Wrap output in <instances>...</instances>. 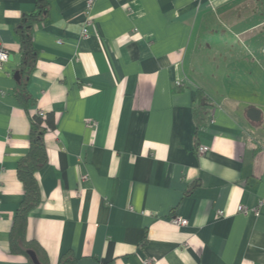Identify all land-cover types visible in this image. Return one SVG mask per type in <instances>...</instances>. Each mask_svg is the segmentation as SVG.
Instances as JSON below:
<instances>
[{
  "label": "crops",
  "instance_id": "crops-1",
  "mask_svg": "<svg viewBox=\"0 0 264 264\" xmlns=\"http://www.w3.org/2000/svg\"><path fill=\"white\" fill-rule=\"evenodd\" d=\"M0 1V264L33 263L10 232L39 111L42 264H264V0Z\"/></svg>",
  "mask_w": 264,
  "mask_h": 264
},
{
  "label": "trees",
  "instance_id": "trees-1",
  "mask_svg": "<svg viewBox=\"0 0 264 264\" xmlns=\"http://www.w3.org/2000/svg\"><path fill=\"white\" fill-rule=\"evenodd\" d=\"M40 4L42 9L47 8L48 3H45L44 0ZM34 19L36 18L26 17V21L21 22L16 28V32L20 37L23 55L22 65L18 71V81L20 83V90L22 91L25 85L24 80L28 79V75L34 68L37 58V52L32 39V21ZM200 112L201 109H198L196 113H198V117L203 121L202 112ZM44 121L47 123L46 126L43 125ZM53 126V119L49 114H47L45 119H43L40 113L32 116L30 149L18 163V176L23 184L24 197L14 216L10 232V247L12 253L24 254L30 261L31 259L27 253L28 249H34L42 261L40 248L34 241L27 238V222L29 212L42 201L36 171L47 163L48 152L44 137L48 128H52ZM60 264H74V257L66 253L62 257Z\"/></svg>",
  "mask_w": 264,
  "mask_h": 264
},
{
  "label": "built area",
  "instance_id": "built-area-1",
  "mask_svg": "<svg viewBox=\"0 0 264 264\" xmlns=\"http://www.w3.org/2000/svg\"><path fill=\"white\" fill-rule=\"evenodd\" d=\"M91 2V1H90ZM1 3V1H0ZM91 6V3L88 4V8ZM84 33L87 32V29L84 28ZM9 58V53L8 51L0 44V65H3V63L5 61H7ZM41 115H43V111H39ZM211 121L213 120V116L210 117ZM209 150L208 146L206 145H199L198 147V154L199 155H203L204 153H206ZM243 209V208H241ZM220 213H223L222 211ZM174 222L180 225H186L188 223V220L181 217V216H177L174 219ZM143 264H156V262L153 259H145L143 261Z\"/></svg>",
  "mask_w": 264,
  "mask_h": 264
},
{
  "label": "water",
  "instance_id": "water-1",
  "mask_svg": "<svg viewBox=\"0 0 264 264\" xmlns=\"http://www.w3.org/2000/svg\"><path fill=\"white\" fill-rule=\"evenodd\" d=\"M39 13H41V11H36L34 13V15H38ZM16 78L19 77V72L17 71L15 74ZM260 115H261V111L259 109H257L256 107H251L248 110V116L252 119V120H259L260 119ZM27 253L29 254L30 258L32 259L34 264H42L38 258V255L36 253L35 250L33 249H28Z\"/></svg>",
  "mask_w": 264,
  "mask_h": 264
}]
</instances>
